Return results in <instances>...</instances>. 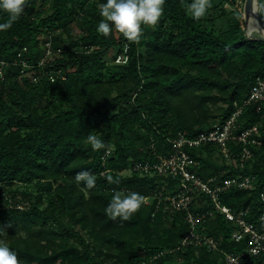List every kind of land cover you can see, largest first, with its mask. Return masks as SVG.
Masks as SVG:
<instances>
[{
  "label": "trees",
  "instance_id": "1",
  "mask_svg": "<svg viewBox=\"0 0 264 264\" xmlns=\"http://www.w3.org/2000/svg\"><path fill=\"white\" fill-rule=\"evenodd\" d=\"M101 2L49 0V12L24 0L19 19L0 31V60L7 61L0 73V241L21 264H225L224 252L246 248V240L232 239L235 225L220 213L211 216L214 205L204 196L194 211L201 212L200 228L221 241L220 250L183 245L189 230L183 213L157 210L153 197L165 181L173 190L176 180L133 166L169 154V139L180 132L195 136L222 125L264 75V40L249 37L244 19L217 29L212 6L192 19L190 0H165L161 22L142 25L137 41L115 29L105 37L96 31ZM7 19L0 10V23ZM47 43L62 57L40 65ZM111 51L123 59L110 62ZM23 60L30 75H21ZM257 104L245 106L239 120L243 127L258 124L262 140L243 168L226 162L215 144L188 149L204 180L239 172L257 179L253 190L221 195L233 209L249 206V220L258 217L264 187V102L260 111ZM90 132L106 147L93 150ZM229 150L239 161V146L230 142ZM82 170L96 176L94 188L76 181ZM15 182L22 185L13 189ZM116 191L153 202L126 220L113 219L104 209ZM254 264H264V255Z\"/></svg>",
  "mask_w": 264,
  "mask_h": 264
},
{
  "label": "built area",
  "instance_id": "2",
  "mask_svg": "<svg viewBox=\"0 0 264 264\" xmlns=\"http://www.w3.org/2000/svg\"><path fill=\"white\" fill-rule=\"evenodd\" d=\"M45 48L46 54L40 65H45V57L48 53L54 52L50 43H47ZM118 58L120 61L123 59L121 56H118ZM6 63V60H0V73ZM22 64L21 75H30L28 69L31 66L24 60ZM37 79V76L33 77L34 81H37ZM54 79L52 77V80ZM254 102L258 103L257 111H260L262 102H264V75L257 77L247 98L241 103L235 102L234 111L222 125L200 132L195 136H187L180 132L176 137L169 139L171 144L169 154L159 155L155 162L136 163L133 166V170H138L141 173L171 177L176 180L173 190L168 189L169 183L165 181L162 191L157 192V195L153 197L157 199V210L161 209L166 213H183L184 220L189 224V230L181 242L183 245L194 243L198 246H206L210 251L220 250L221 241L200 228L201 212L194 211V206H199L207 201L204 196H207L214 205V209L209 210L211 216L220 213L225 220L235 225L232 239L236 242L246 240V248L238 252H224L225 264H254V260L264 255V187L258 191L257 198L261 204L258 217L251 216L249 220L248 216L252 214L249 206L233 209L221 201V195L232 188L253 190L256 188L257 179L245 172H239L235 175H229L224 181H219L216 177L204 180L196 170L200 165V160L195 158L188 149H197L210 143L215 144L226 162L234 163L243 168L253 156L251 146L262 144V140L258 137L260 135L259 125L253 124L243 127L239 121L245 106ZM230 142H234L239 146L240 159L237 162L233 158V152L229 150ZM152 200L151 196L144 198L146 204H151ZM16 206L21 207V204L18 203ZM37 264L41 263L38 262ZM139 264L150 263L141 261Z\"/></svg>",
  "mask_w": 264,
  "mask_h": 264
},
{
  "label": "clouds",
  "instance_id": "3",
  "mask_svg": "<svg viewBox=\"0 0 264 264\" xmlns=\"http://www.w3.org/2000/svg\"><path fill=\"white\" fill-rule=\"evenodd\" d=\"M165 0H103L98 5L102 19L96 26L99 34L107 37L118 30L129 41H137L142 31V25H156L164 12ZM211 7L210 0H190L186 12L192 19L198 20L207 14ZM0 10L8 14V19L0 23V31L11 28L24 11V0H0ZM93 150L105 148V142L94 133L87 136ZM76 181L83 182L91 189L96 185V176L89 170H82L76 174ZM110 182L112 177L107 178ZM144 198L141 194L132 191L113 193L105 207V214L113 219L119 217L128 219L142 205ZM0 264H21L17 253L0 241Z\"/></svg>",
  "mask_w": 264,
  "mask_h": 264
},
{
  "label": "rangeland",
  "instance_id": "4",
  "mask_svg": "<svg viewBox=\"0 0 264 264\" xmlns=\"http://www.w3.org/2000/svg\"><path fill=\"white\" fill-rule=\"evenodd\" d=\"M36 1H37V5H39V7H40L41 4H43L44 5V8H47V11L50 10V9H48L49 0H46L45 2H44V0H36ZM245 1L246 0H210L211 6L212 7H215L214 12L217 14V17H218L216 19V21H214V23H213L215 25V27L217 29L225 30L227 28L229 22L236 23V21H239L241 19H244L245 20V16H244ZM262 7H263L262 6V3H260L259 4V8H258L259 14H260V11H262ZM222 9H226L227 14L223 15L222 12H221ZM162 18L163 17H160V19L157 22V24H159L161 22ZM253 21H254L255 26H256V27H254V29H258V27H257V24L258 23H257L256 19L254 18ZM156 25H150V26H156ZM243 28H244L245 32L249 35V37H251L250 36L251 30H254V29H251V27L249 26V24L244 25ZM175 32H177V29L175 30ZM57 34H59L60 36H62L64 38H66V36H67L64 31H61V29L58 30V33ZM79 37H80V35H79ZM43 38L44 37H42V39ZM54 52L48 53L47 57H45L44 62H47V61L52 60L54 58L58 59V58H61L62 57V53L60 51H57L55 54H54ZM108 56H109L108 57V60L110 62H113V63L117 62V60H116V58H115V56H114V54H113L112 51L109 52V55ZM219 105H220V103L214 104L212 111H215L219 107ZM215 112H216V115H217L218 112L217 111H215ZM211 118H213V117H211ZM214 119H215V122H217L219 120L218 117L217 118H214ZM216 158L218 159V161L221 162L222 158L220 156L217 155ZM20 185H22V183L15 182L13 184L12 188L13 189L19 188ZM24 185H26V184H24ZM20 196L21 195L19 194V197ZM41 264H45V263H41ZM175 264H177V261L175 262Z\"/></svg>",
  "mask_w": 264,
  "mask_h": 264
},
{
  "label": "water",
  "instance_id": "5",
  "mask_svg": "<svg viewBox=\"0 0 264 264\" xmlns=\"http://www.w3.org/2000/svg\"><path fill=\"white\" fill-rule=\"evenodd\" d=\"M259 0H246L244 8V16L246 24H249L251 17H254L257 21L258 29L251 30V38L259 36L260 39L264 40V21L261 18L259 12Z\"/></svg>",
  "mask_w": 264,
  "mask_h": 264
},
{
  "label": "bare ground",
  "instance_id": "6",
  "mask_svg": "<svg viewBox=\"0 0 264 264\" xmlns=\"http://www.w3.org/2000/svg\"><path fill=\"white\" fill-rule=\"evenodd\" d=\"M253 17H251V20L249 21L250 23H249V26L251 27V29H254V27H256L255 26V23H254V21H253Z\"/></svg>",
  "mask_w": 264,
  "mask_h": 264
}]
</instances>
